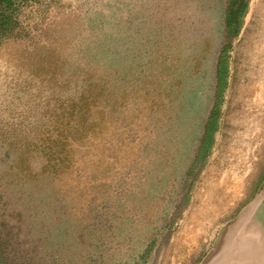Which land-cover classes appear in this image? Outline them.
Segmentation results:
<instances>
[{
	"label": "rangeland",
	"instance_id": "rangeland-1",
	"mask_svg": "<svg viewBox=\"0 0 264 264\" xmlns=\"http://www.w3.org/2000/svg\"><path fill=\"white\" fill-rule=\"evenodd\" d=\"M263 7L264 0L21 7L25 33L0 45L7 264L204 263L220 230L264 197ZM218 101L213 144L193 178ZM217 264H264V228L246 231Z\"/></svg>",
	"mask_w": 264,
	"mask_h": 264
},
{
	"label": "trees",
	"instance_id": "trees-1",
	"mask_svg": "<svg viewBox=\"0 0 264 264\" xmlns=\"http://www.w3.org/2000/svg\"><path fill=\"white\" fill-rule=\"evenodd\" d=\"M37 1L38 0H0V45L7 40H15L22 37L25 33V29L21 21V7L27 3H37ZM227 19V25L231 27V19H233L231 13L227 15ZM218 77L222 87H225L224 85L226 81L221 77V71L218 73ZM220 103V101L216 102L204 126V134L201 144L190 171V175L193 176V178L198 176V173H195L194 169L203 161L205 152L213 144V137L217 131ZM7 248V240L3 239L0 235V264H7L8 262Z\"/></svg>",
	"mask_w": 264,
	"mask_h": 264
},
{
	"label": "water",
	"instance_id": "water-1",
	"mask_svg": "<svg viewBox=\"0 0 264 264\" xmlns=\"http://www.w3.org/2000/svg\"><path fill=\"white\" fill-rule=\"evenodd\" d=\"M264 197L259 193L253 201L246 205L240 213L229 221L219 232L213 250L203 264H217L230 252L233 246L242 245L246 231H262L264 228V211L257 213Z\"/></svg>",
	"mask_w": 264,
	"mask_h": 264
},
{
	"label": "bare ground",
	"instance_id": "bare-ground-1",
	"mask_svg": "<svg viewBox=\"0 0 264 264\" xmlns=\"http://www.w3.org/2000/svg\"><path fill=\"white\" fill-rule=\"evenodd\" d=\"M263 8H264V7H263ZM262 10H263V9H262ZM262 14H263V13H262ZM263 15H264V14H263ZM259 50H260V49H259ZM263 52H264V51H263ZM263 52H262V53H263ZM258 58H259V57H258ZM252 60H253V59H252ZM262 63H263V62H262ZM254 65H255V64H254ZM262 74H263V73L261 72V75H262ZM258 76H259V75H258ZM258 79H259V78H258ZM262 79H263V78H262ZM262 79H261V80H262ZM252 80H253V79H252ZM251 82H252V81H251ZM261 83H262V82H261ZM256 84H257V83H256ZM263 86H264V85H263ZM261 87H262V86H261ZM242 89H243V88H242ZM246 91H247V90H246ZM262 111H263V110H262ZM260 112H261V111H260ZM247 114H248V113H247ZM241 115H242V114H241ZM245 115H246V114H245ZM252 115H253V113H252ZM246 116H247V115H246ZM246 116H244L243 118H245ZM257 116L259 117V115H257ZM262 117H263V116H262ZM246 118H247V117H246ZM259 119H260V118H259ZM262 119H263V118H262ZM252 120H253V119H252ZM243 121H244V120H243ZM253 121H254V120H253ZM262 121H263V120H262ZM259 122H260V120H259ZM259 124H260V123H259ZM263 126H264V125H263ZM247 127H248V126H247ZM261 130H262V129H261ZM254 131H255V130H254ZM249 135H251V134H249ZM237 181H238V180H237ZM238 182H239V181H238ZM240 182H241V181H240ZM240 182H239V183H240ZM236 186H237V185H236ZM234 187H235V186H234ZM238 187H239V186H238ZM232 190H234V188H233ZM239 190H240V189H239ZM239 190H238V191H239Z\"/></svg>",
	"mask_w": 264,
	"mask_h": 264
}]
</instances>
